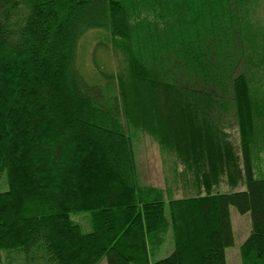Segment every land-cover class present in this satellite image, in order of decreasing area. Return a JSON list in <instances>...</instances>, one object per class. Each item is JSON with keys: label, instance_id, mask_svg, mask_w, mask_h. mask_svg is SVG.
Returning <instances> with one entry per match:
<instances>
[{"label": "trees", "instance_id": "1", "mask_svg": "<svg viewBox=\"0 0 264 264\" xmlns=\"http://www.w3.org/2000/svg\"><path fill=\"white\" fill-rule=\"evenodd\" d=\"M91 26L126 62L103 83L81 68ZM147 136L191 194L141 181ZM231 206L250 214L242 263L264 264V21L249 0H0V264H228Z\"/></svg>", "mask_w": 264, "mask_h": 264}, {"label": "rangeland", "instance_id": "2", "mask_svg": "<svg viewBox=\"0 0 264 264\" xmlns=\"http://www.w3.org/2000/svg\"><path fill=\"white\" fill-rule=\"evenodd\" d=\"M249 2L253 10H257V15L264 21V0H249ZM253 19L252 16L249 21L251 25ZM114 41L116 40L106 27H89L87 33L82 37L79 51L81 68L88 78L92 77L103 83L105 81V73L118 72L121 67H125L126 62L123 59V52L113 45ZM137 161L140 178L143 183L164 188L169 185L175 186V196L178 197L191 194L192 186L184 188L183 183L177 181L179 179L177 178V172L181 170V163H179V170H174V157L164 153L153 138L147 136L139 144ZM229 187L228 183L220 184L221 189H228ZM231 219L235 232V244L227 250V263L243 264L240 247L251 229L250 214H242L231 206ZM85 226L88 227V224L86 223ZM172 251V240L167 237V240L160 245V251L153 259L158 260L166 257ZM100 264H107V260L103 259Z\"/></svg>", "mask_w": 264, "mask_h": 264}]
</instances>
